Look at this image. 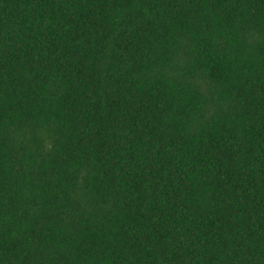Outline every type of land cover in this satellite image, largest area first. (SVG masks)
<instances>
[{"label":"trees","instance_id":"trees-1","mask_svg":"<svg viewBox=\"0 0 264 264\" xmlns=\"http://www.w3.org/2000/svg\"><path fill=\"white\" fill-rule=\"evenodd\" d=\"M0 264H264V0H0Z\"/></svg>","mask_w":264,"mask_h":264}]
</instances>
